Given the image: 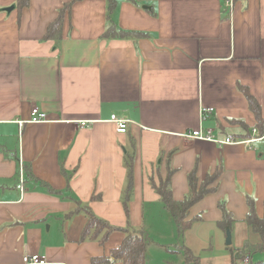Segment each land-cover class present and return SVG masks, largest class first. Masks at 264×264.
I'll use <instances>...</instances> for the list:
<instances>
[{"label": "crops", "instance_id": "1", "mask_svg": "<svg viewBox=\"0 0 264 264\" xmlns=\"http://www.w3.org/2000/svg\"><path fill=\"white\" fill-rule=\"evenodd\" d=\"M68 1L30 0L6 13L15 0H0V264H22L25 255L43 256L46 264H98L92 259L107 255L123 235L112 233L104 246L80 242L86 218L68 215L73 199L111 227L127 219L159 245L164 223L152 214L160 200L151 182L166 178L167 163L175 201L187 193L193 170L199 181L222 170L216 191L190 209L188 220H198L182 240L174 223L167 229L168 245L184 246L199 264H238L233 257L244 243H259L244 219L247 199L264 215V135L224 146L184 135L201 128L237 140L246 127L257 139L238 86L256 99L264 120V0L236 1L230 13L226 0H117L110 14L106 0H83L64 18L60 42L43 41ZM112 24L137 36L104 38ZM33 106L47 122H27ZM200 109H212L202 122ZM112 115L129 121L124 134L109 122ZM20 165L33 177L24 174L22 192ZM218 203L233 219L225 246L235 250L216 256L225 238Z\"/></svg>", "mask_w": 264, "mask_h": 264}, {"label": "trees", "instance_id": "2", "mask_svg": "<svg viewBox=\"0 0 264 264\" xmlns=\"http://www.w3.org/2000/svg\"><path fill=\"white\" fill-rule=\"evenodd\" d=\"M83 0H69L65 3L57 13L54 21L48 25L46 28L43 41H53L55 43L60 42L62 39V27L64 18L68 16L71 7L76 2ZM108 4V13L110 14L116 7L117 0H106ZM243 1V0H233ZM30 0H15L14 9L20 11L29 6ZM104 38H126L131 36H137L136 33L125 32L116 29L112 24L102 35ZM238 90L243 94L246 99L248 109L254 115L256 120V131L257 136L262 138L264 135V120L260 115V105L256 99L249 93V91L243 86H238ZM245 136L236 138L240 141H246L251 139V132L244 127ZM16 156H13L15 159ZM18 161V159L16 158ZM132 155L129 158L126 157L124 164L126 166L128 175V187L124 193V198L122 201L123 210L128 213V203L130 201L131 190V172H132ZM166 178L158 182V184L152 183V186L159 196V200L162 204L164 211L170 216L172 222L176 227V238L182 240L185 232L190 228L193 222L197 221L198 218L188 220V214L190 209L200 202L207 195L214 193L216 191V186L214 183L220 177L222 170L216 169L212 174L207 175L202 181H199L196 177L195 171L193 170L187 176V187L188 191L184 195L181 201H175L171 196L170 188V176L172 170H170L169 164ZM25 175L30 176L27 168H24ZM35 179V178H34ZM37 180V179H36ZM40 186L44 187L50 194L60 195L58 192L53 191L46 183L38 180ZM93 199V198H92ZM74 208L70 211L68 215H74L82 213L86 218V223L81 232L80 242L89 240L96 241L100 246H104L108 241L109 236L114 232H119L123 235V238L118 246L110 249L108 254L101 256L96 259H92L93 263L98 264H114L119 262L120 264H146V250L147 245L151 241L147 234L142 229H134L128 227L126 229H118L109 226L104 220L96 217L88 205L83 204L77 199H73ZM246 205L248 208L247 214L244 219V223L251 230L252 233L256 234L259 238V243L256 245H251L250 243H244L243 247L239 249L236 256L233 257L234 261L243 262L246 257H250L251 264H264V215L258 217L252 200L247 199ZM218 209L221 212V220L217 223L218 227L223 230H231L233 225V219L229 212L226 210L224 203H218ZM182 250L185 260L187 262L192 261L194 264H199L198 258H193L188 249L184 246L179 247ZM258 255L260 258L257 261L253 260V256Z\"/></svg>", "mask_w": 264, "mask_h": 264}, {"label": "built area", "instance_id": "3", "mask_svg": "<svg viewBox=\"0 0 264 264\" xmlns=\"http://www.w3.org/2000/svg\"><path fill=\"white\" fill-rule=\"evenodd\" d=\"M234 5L233 0H226L225 6L228 9L229 13L232 11ZM212 109H200V121L202 122L205 120V115L210 113ZM30 124H38V123H44L47 122L46 115L39 111V109L36 106H33L30 110V119L27 121ZM109 122L112 123L115 127V131L118 134H124L127 129V125L129 124V121L118 119L114 115H112L109 119ZM21 124V123H19ZM257 133L255 129L252 130V134ZM184 138L188 140H198V141H205L214 143L218 146H224V145H230V144H250L258 139L259 137H256L257 139H249L246 141H240V140H233L230 138H225L224 140L217 139L211 130H202L201 128H198L197 130L191 131L184 135ZM18 183L20 185V191L22 192V184L24 183V172L22 165H20L18 170ZM22 264H46L45 257L39 256V255H25L22 258ZM241 264H251L250 257H246Z\"/></svg>", "mask_w": 264, "mask_h": 264}, {"label": "rangeland", "instance_id": "4", "mask_svg": "<svg viewBox=\"0 0 264 264\" xmlns=\"http://www.w3.org/2000/svg\"><path fill=\"white\" fill-rule=\"evenodd\" d=\"M246 147L255 148L256 146L248 145ZM261 147L264 148V143L261 144ZM263 209H264V207H263ZM160 210H161V213H163V214H160ZM128 213H129V210H128ZM128 213L126 214L124 212L125 219H126ZM152 214L157 215L155 217V219H159L160 221H162L164 223L163 226H159L158 228H159L160 232H164L163 234H165V236H164L165 239H164V241L160 242L161 245L160 244L159 245L154 244V242L152 240L148 243L147 253H146V264H194L192 262L191 263L185 262V257H184L182 250H180L176 246L170 247L168 245L167 242H172V241L170 240V235H171L170 230H167V229L168 228L170 229V227L171 228L174 227V225H173V222H172L170 216L163 210L162 204L160 202H158V204H157V209H153ZM163 217H165V219H162ZM127 221L128 220L126 219L125 220L126 225L124 227H118V229H126L128 227H131V226H129ZM221 235H223V234H221ZM176 241H177V239H176ZM209 244H212L214 246L215 244H217V241L212 240V242L210 241ZM166 246H169L168 248L171 249V253L167 252L168 248ZM219 249H221V252H215L214 254L216 256L222 255L223 254L222 251H226L225 253L228 254V253L234 252V250H235L233 248V246L226 249L225 238H224V240H221V242L219 244ZM209 255H211V254H206V255H202V256L207 257ZM259 258L260 257L258 255L253 256L254 261L259 260ZM237 263L241 264V263H239V261Z\"/></svg>", "mask_w": 264, "mask_h": 264}, {"label": "water", "instance_id": "5", "mask_svg": "<svg viewBox=\"0 0 264 264\" xmlns=\"http://www.w3.org/2000/svg\"><path fill=\"white\" fill-rule=\"evenodd\" d=\"M14 9V6H11L9 8L3 9L4 12L10 13ZM225 245L230 246L231 245V234L229 230L225 231Z\"/></svg>", "mask_w": 264, "mask_h": 264}]
</instances>
